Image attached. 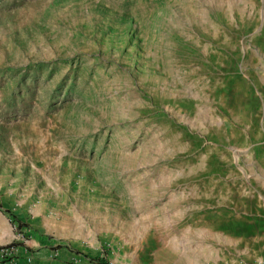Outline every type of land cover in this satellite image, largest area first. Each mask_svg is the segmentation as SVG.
Listing matches in <instances>:
<instances>
[{"label": "rangeland", "instance_id": "374dc122", "mask_svg": "<svg viewBox=\"0 0 264 264\" xmlns=\"http://www.w3.org/2000/svg\"><path fill=\"white\" fill-rule=\"evenodd\" d=\"M264 0H0V248L17 264H255Z\"/></svg>", "mask_w": 264, "mask_h": 264}, {"label": "built area", "instance_id": "2783aa9c", "mask_svg": "<svg viewBox=\"0 0 264 264\" xmlns=\"http://www.w3.org/2000/svg\"><path fill=\"white\" fill-rule=\"evenodd\" d=\"M14 247L0 249V264H17ZM255 264H264V234L262 236V253L256 258Z\"/></svg>", "mask_w": 264, "mask_h": 264}, {"label": "trees", "instance_id": "16d2710c", "mask_svg": "<svg viewBox=\"0 0 264 264\" xmlns=\"http://www.w3.org/2000/svg\"><path fill=\"white\" fill-rule=\"evenodd\" d=\"M1 249V248H0Z\"/></svg>", "mask_w": 264, "mask_h": 264}]
</instances>
